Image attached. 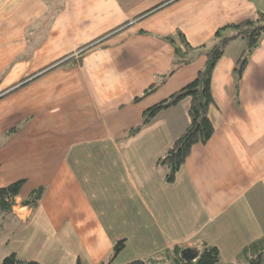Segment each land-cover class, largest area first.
Wrapping results in <instances>:
<instances>
[{"label":"crops","instance_id":"obj_1","mask_svg":"<svg viewBox=\"0 0 264 264\" xmlns=\"http://www.w3.org/2000/svg\"><path fill=\"white\" fill-rule=\"evenodd\" d=\"M257 11L264 0H0V171L7 186L25 180L11 218L30 250L13 253L107 264L125 241L113 264L175 246H214L218 264L264 258V38L238 79L246 42L227 33L212 74L214 136L174 182L158 163L189 127L190 102L133 133L206 67L217 30ZM178 32L200 58L172 73L166 37ZM40 187L36 207L23 206Z\"/></svg>","mask_w":264,"mask_h":264},{"label":"trees","instance_id":"obj_2","mask_svg":"<svg viewBox=\"0 0 264 264\" xmlns=\"http://www.w3.org/2000/svg\"><path fill=\"white\" fill-rule=\"evenodd\" d=\"M170 2V1H169ZM167 2V3H169ZM236 32L238 38H242L246 42L245 50L242 57L237 61L235 74L238 79L242 78L244 70L247 68L249 57L261 44L264 38V13L257 11L253 16L246 18L244 21L223 26L214 37L215 45L207 53L206 67L198 72L197 76L190 84L180 89L178 93L170 96L169 99L161 101L157 105L149 108L144 113L142 124L133 131L138 132L142 127L150 123L161 111L168 110L180 102L187 100L190 102L188 114L190 119L189 127L181 134L182 136L175 141L171 149L160 158L158 165L166 166L171 170L167 176V181L174 182L177 173L183 167L187 157L190 155L194 145H205L214 136V126L209 118V109L214 105L212 95V74L216 68V64L224 57L227 46L231 43L232 38L227 35L229 32ZM177 38L166 37V39L175 47V69L172 73L179 69L190 65L193 61V53L198 49L190 44L185 35L178 32ZM155 87L146 90V97L152 93ZM140 100L137 98L135 101ZM24 181H17L11 185L0 188V213L3 217L12 216V209L16 204V198L20 196ZM45 194V188L40 187L33 191L23 201V206L36 207ZM256 246V245H255ZM257 247V246H256ZM125 248V241H119L114 247V254L108 260L107 264H113L121 251ZM262 248V247H261ZM264 248V247H263ZM184 249L180 246H175L172 250H167L164 253L154 256L149 259H141L132 261L129 264H218L221 262L220 251L214 246L205 247L202 251L193 252L197 255L196 261L186 262L181 258ZM247 251V250H246ZM261 251V250H260ZM250 264H264L263 252H259L255 259H249ZM2 264H40L32 260H22L17 254L8 255Z\"/></svg>","mask_w":264,"mask_h":264},{"label":"rangeland","instance_id":"obj_3","mask_svg":"<svg viewBox=\"0 0 264 264\" xmlns=\"http://www.w3.org/2000/svg\"><path fill=\"white\" fill-rule=\"evenodd\" d=\"M240 41H244L242 38H239ZM193 61L192 62H197L199 60V55L194 52L193 54ZM207 57V56H206ZM191 62V63H192ZM193 65V63H192ZM204 65V63H203ZM202 65V67H203ZM1 158V154H0ZM41 164V163H40ZM6 167V166H5ZM16 165L13 162L9 163V167L5 169L6 172H9L13 168L14 171L11 172V174H14L17 169H15ZM33 169V168H32ZM36 169L32 171V175L36 174ZM4 178L7 180L8 178L4 175H2V171H0V188L7 186L6 181ZM8 181V180H7ZM16 182V181H15ZM15 222H13V219L10 217H3L0 213V264L4 261V259L13 253V248L17 247L16 249L19 250L20 255H25L28 251V248L26 249L25 245L23 243H17L18 241H22L23 236L18 232V228L16 225L15 227ZM14 228V232L12 235L9 233L12 229Z\"/></svg>","mask_w":264,"mask_h":264},{"label":"water","instance_id":"obj_4","mask_svg":"<svg viewBox=\"0 0 264 264\" xmlns=\"http://www.w3.org/2000/svg\"><path fill=\"white\" fill-rule=\"evenodd\" d=\"M181 258H182L183 261H186V262L187 261L188 262H190V261L194 262L197 259V255L193 252L192 249L186 248V250H184L182 252Z\"/></svg>","mask_w":264,"mask_h":264}]
</instances>
